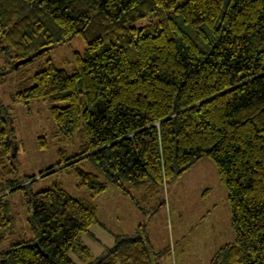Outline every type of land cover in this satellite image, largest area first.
Segmentation results:
<instances>
[{
    "label": "trees",
    "instance_id": "1",
    "mask_svg": "<svg viewBox=\"0 0 264 264\" xmlns=\"http://www.w3.org/2000/svg\"><path fill=\"white\" fill-rule=\"evenodd\" d=\"M78 36L72 71L48 58L13 95L50 103L57 132L83 137L40 175L87 161L75 171L93 196L109 184L154 195L210 158L235 234L210 264H264V0H0V79ZM16 146L0 101V246L15 191L32 234L0 249V264H152L144 225L94 255L82 236L101 224L95 205L57 182L29 190L36 175L12 177Z\"/></svg>",
    "mask_w": 264,
    "mask_h": 264
},
{
    "label": "rangeland",
    "instance_id": "2",
    "mask_svg": "<svg viewBox=\"0 0 264 264\" xmlns=\"http://www.w3.org/2000/svg\"><path fill=\"white\" fill-rule=\"evenodd\" d=\"M85 47V41L78 36L50 50L45 58L21 65L0 79V101L12 113L17 144L13 154L17 170L12 177L21 179L36 175L29 190L37 192L57 182L73 197L93 203L101 224L91 228L95 236L88 238L93 242L82 236L91 252L102 245L100 241L107 242L106 235L132 234L144 225L152 245V264H210L217 250L235 239L226 187L210 158L203 157L183 175L165 184L161 193L154 195L145 188H130L127 192L109 184L103 192L93 196L88 186L79 185L75 171V168L93 170L87 161L40 175L61 159L60 151L67 156L80 151L83 137L76 133L72 140H67L57 132L50 103L41 101L27 107L14 101L13 95L21 89V83L46 65L48 58L58 67L72 71L74 51L83 52ZM42 140L46 145H41ZM24 193L18 190L8 197L9 214L14 219L13 232L0 249L10 241L32 238L27 227L29 211ZM73 257L76 259L75 255Z\"/></svg>",
    "mask_w": 264,
    "mask_h": 264
},
{
    "label": "crops",
    "instance_id": "3",
    "mask_svg": "<svg viewBox=\"0 0 264 264\" xmlns=\"http://www.w3.org/2000/svg\"><path fill=\"white\" fill-rule=\"evenodd\" d=\"M93 228V227H92ZM137 230V229H136ZM120 234H128V233H121V232H117L116 234H113V233H110V235H106V239H107V242L106 243H103V242H101L100 241V239H98L99 241H100V244H102V245H100V247H97V250L94 252V251H92V253L94 254V255H99V254H101L104 250H105V247H111V246H113L114 244H115V242H116V239H115V236L116 235H120ZM90 235H93V236H95V234H94V232H93V229H91V232H90V234H86L85 236H86V238H88V237H91ZM83 239V238H82ZM88 240H90L91 242H93L90 238H88ZM83 241L84 242H86V240H84L83 239ZM86 243H88V242H86ZM85 243V244H86ZM87 245V244H86ZM91 245V244H90ZM88 246V245H87ZM104 246V247H103ZM89 247V246H88ZM90 248V247H89ZM90 250H91V248H90Z\"/></svg>",
    "mask_w": 264,
    "mask_h": 264
},
{
    "label": "water",
    "instance_id": "4",
    "mask_svg": "<svg viewBox=\"0 0 264 264\" xmlns=\"http://www.w3.org/2000/svg\"><path fill=\"white\" fill-rule=\"evenodd\" d=\"M31 58L22 60V61H18L15 63V68H18L21 64H24L25 62H27L28 60H30Z\"/></svg>",
    "mask_w": 264,
    "mask_h": 264
}]
</instances>
